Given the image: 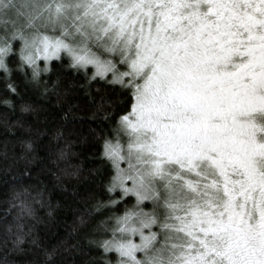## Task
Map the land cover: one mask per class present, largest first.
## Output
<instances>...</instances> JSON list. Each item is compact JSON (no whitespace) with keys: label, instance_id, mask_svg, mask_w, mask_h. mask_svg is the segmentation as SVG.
<instances>
[{"label":"snow or ice","instance_id":"obj_1","mask_svg":"<svg viewBox=\"0 0 264 264\" xmlns=\"http://www.w3.org/2000/svg\"><path fill=\"white\" fill-rule=\"evenodd\" d=\"M12 56L33 83L66 58L125 98L99 106L108 200L85 210L110 213L90 241L104 264H264V0H0L6 78ZM43 198L7 201L5 243L41 247Z\"/></svg>","mask_w":264,"mask_h":264},{"label":"trees","instance_id":"obj_2","mask_svg":"<svg viewBox=\"0 0 264 264\" xmlns=\"http://www.w3.org/2000/svg\"><path fill=\"white\" fill-rule=\"evenodd\" d=\"M7 63L11 75L6 78L0 72V264H104L106 258L114 260L90 243L99 238L97 226L110 213L88 216L85 210L108 200L104 183L111 175V165L102 159L101 145L102 133L111 125L103 120L99 106L110 104V112L122 115L125 98L118 86L113 91L103 81L88 82L82 71L67 67L66 58L63 63L51 61L38 84L31 82L30 70L26 69L27 80L18 70L16 56ZM8 83L16 87L17 94L8 91ZM28 142L33 145L30 153L25 150ZM15 178L32 195L44 190L45 206L33 203L39 221L33 235L39 236L40 248L28 242L16 248L11 242L14 236L4 242L9 226L16 231V213L4 219L7 201L23 190ZM81 217L86 223L81 224Z\"/></svg>","mask_w":264,"mask_h":264},{"label":"rangeland","instance_id":"obj_3","mask_svg":"<svg viewBox=\"0 0 264 264\" xmlns=\"http://www.w3.org/2000/svg\"><path fill=\"white\" fill-rule=\"evenodd\" d=\"M17 48H18V45H17ZM18 58V57H17ZM42 65V67H44V62L43 61H41L40 62V66ZM107 255H113L114 256V259H115V254L114 253H109V254H107ZM109 258V257H108ZM107 259V258H106ZM105 259V260H106Z\"/></svg>","mask_w":264,"mask_h":264}]
</instances>
